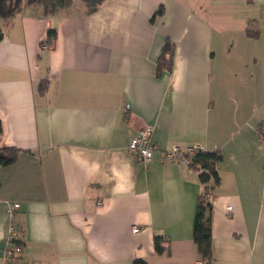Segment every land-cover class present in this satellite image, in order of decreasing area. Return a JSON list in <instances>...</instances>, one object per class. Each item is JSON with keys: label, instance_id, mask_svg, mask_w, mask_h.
<instances>
[{"label": "crops", "instance_id": "0c3cea01", "mask_svg": "<svg viewBox=\"0 0 264 264\" xmlns=\"http://www.w3.org/2000/svg\"><path fill=\"white\" fill-rule=\"evenodd\" d=\"M7 8L0 0V148L18 155L0 167V264L13 203L15 264H198L204 186L157 153L132 159L128 143L146 126L160 150L222 154L201 264H264V0ZM166 42L169 71L158 68Z\"/></svg>", "mask_w": 264, "mask_h": 264}, {"label": "trees", "instance_id": "16d2710c", "mask_svg": "<svg viewBox=\"0 0 264 264\" xmlns=\"http://www.w3.org/2000/svg\"><path fill=\"white\" fill-rule=\"evenodd\" d=\"M87 3L90 11H95L97 7L104 0H83ZM250 36H254V33L248 31ZM56 32L54 29L48 30V41L51 42L55 38ZM165 54H168V59H165ZM173 46L171 43L166 42L164 45V55L160 58L158 68L160 70L169 71L172 65ZM44 86H40L39 91L43 93ZM2 132V126L0 122V134ZM18 155V149L14 147L0 148V167L11 165L15 162ZM222 160V154L215 151H198L194 153L190 159V166L196 171L199 182L204 186V190L198 198L194 222H193V234L192 238L196 245L197 251L201 259H209L211 257V223L210 213L211 204L208 200L210 181H213L214 185L219 183V176L217 172V165ZM163 240L161 236L154 238V246L158 253H162L166 248L160 245V241ZM17 244V242H16ZM19 245V244H18ZM135 264H145L144 261L137 260Z\"/></svg>", "mask_w": 264, "mask_h": 264}, {"label": "built area", "instance_id": "2783aa9c", "mask_svg": "<svg viewBox=\"0 0 264 264\" xmlns=\"http://www.w3.org/2000/svg\"><path fill=\"white\" fill-rule=\"evenodd\" d=\"M45 48V46H43ZM152 127L146 126L140 129L137 134L130 140L127 146V152L134 161L145 164L152 159V156L157 153L159 161H170L174 164H182L189 171L195 172L190 166L192 155L198 151L204 150L202 147L195 145L182 149L176 145L169 149L160 150L152 141ZM97 205H100L98 203ZM19 205L17 203L8 204L6 207V215L9 218L6 243L2 252V264H15L22 253V249L16 244L18 233L16 232L15 213ZM230 210V208H228ZM138 228H134L132 232H137ZM201 260V259H200ZM207 260L202 259L198 264L205 263Z\"/></svg>", "mask_w": 264, "mask_h": 264}, {"label": "rangeland", "instance_id": "374dc122", "mask_svg": "<svg viewBox=\"0 0 264 264\" xmlns=\"http://www.w3.org/2000/svg\"><path fill=\"white\" fill-rule=\"evenodd\" d=\"M3 2H4V7H5V12H6V14H8V8H7V6H8V4H9V1L10 2H13L14 0H2ZM19 1V0H18ZM21 1V0H20ZM13 4V3H12Z\"/></svg>", "mask_w": 264, "mask_h": 264}, {"label": "flooded vegetation", "instance_id": "af4514ba", "mask_svg": "<svg viewBox=\"0 0 264 264\" xmlns=\"http://www.w3.org/2000/svg\"><path fill=\"white\" fill-rule=\"evenodd\" d=\"M36 1H41V2H43V0H36Z\"/></svg>", "mask_w": 264, "mask_h": 264}]
</instances>
